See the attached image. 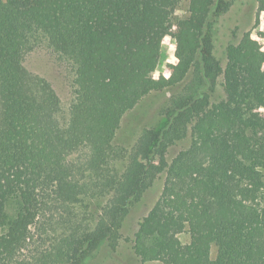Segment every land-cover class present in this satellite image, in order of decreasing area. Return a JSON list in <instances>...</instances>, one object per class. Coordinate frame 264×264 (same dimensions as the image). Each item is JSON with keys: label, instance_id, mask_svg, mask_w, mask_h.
<instances>
[{"label": "trees", "instance_id": "16d2710c", "mask_svg": "<svg viewBox=\"0 0 264 264\" xmlns=\"http://www.w3.org/2000/svg\"><path fill=\"white\" fill-rule=\"evenodd\" d=\"M182 1L0 0V264H80L115 233L128 199L137 201L146 181L150 184L160 172L165 173L161 194L132 239L141 262L264 264V118L257 113L264 108V52L248 33L226 48L217 102L209 104L206 90L198 93L208 79L206 61L195 67L183 85L191 81L190 93L170 99L169 122L145 154L147 162L126 171L125 179L131 176L135 188L125 190L122 176L102 190L110 198L91 232L76 235L79 228L69 225V232L63 229L64 236L52 240L35 262L22 254L48 206L81 205L95 195L72 177L51 141L52 99L26 91L23 57L41 41L56 43L73 82L67 126L53 132L64 138L61 148L84 144L102 167L123 114L149 93L184 80L193 65L214 0H189L188 16L174 25ZM166 36L176 41L178 66L170 78L155 79L158 48ZM39 112L43 128L37 123ZM155 136L151 132L147 142ZM187 137L189 145L168 163L167 148ZM12 200L17 203L14 217L7 211ZM184 231L187 244L178 238Z\"/></svg>", "mask_w": 264, "mask_h": 264}, {"label": "rangeland", "instance_id": "374dc122", "mask_svg": "<svg viewBox=\"0 0 264 264\" xmlns=\"http://www.w3.org/2000/svg\"><path fill=\"white\" fill-rule=\"evenodd\" d=\"M262 1L263 11L259 13V0H214L202 30V46L193 56L194 67L192 65L187 71L184 80L164 90L149 93L134 108L123 114L116 133L107 147L106 156L101 162L102 167H97L94 163L95 158L93 156L94 160L90 158L92 153L84 144H78L75 150L61 148L59 141H64V138L62 135L57 137L53 132L55 129H65L67 126L73 82L72 71L68 63L59 58L55 49L56 43L41 41V44L25 54L22 66L26 91L35 97L49 95L52 99L49 110L51 126L47 129L51 131V141L55 145L58 144L62 157L69 165L72 177L87 186L90 193L95 194H89L81 205L52 203L45 211H42L36 224V231L34 230L33 242L31 241L28 249L22 253L28 263L35 262L52 240L59 241V236H64L63 229L66 228L69 232L67 229L69 225H76L79 228L76 235L91 232L96 225L98 215H101V210L110 198L108 196L110 192L102 191L106 190L109 184L116 183L119 177L121 179L124 176L125 190L131 191L135 188L136 185L133 184L131 176L125 179L127 169H130L132 173L131 168L133 171V169L141 168L140 163L147 162L145 154H148L151 148L159 142L157 133L167 127L169 122L167 105L170 99L180 92L190 93L193 87L191 81L186 87L183 85L187 83L191 75H195V67L199 63L206 61L208 79L199 88L198 93L208 91L209 104H213L221 98V70L226 63L227 46L237 44L248 33L249 39L256 42L264 52V0ZM188 7L189 0H183L176 6L173 15L174 25L178 20L188 16ZM178 62L175 39L172 36L164 37L158 48L157 64L152 73L153 78L157 79L160 76L170 78ZM257 113L264 118V108L257 109ZM1 114L0 109V124ZM40 117L41 112L38 113L37 123L40 128H43ZM151 132L156 136L147 142ZM189 143L190 137H187L169 146L166 151V161L169 163ZM135 154H137L136 157H134ZM260 173L264 184V165L260 168ZM164 179V172L153 175L150 184L146 181L148 186L137 201L133 198L128 199L129 206L125 214L120 216L115 233L108 241L100 242L88 251L89 253L80 264H163L158 261L141 262L131 246L138 223L146 216L161 194ZM94 188H96L95 191H93ZM16 210V201H9L7 204L9 216L14 217ZM178 238L182 244L190 241L187 231L179 234ZM111 242L115 244L114 248L111 247ZM215 255L216 247L213 246L210 257L213 259Z\"/></svg>", "mask_w": 264, "mask_h": 264}]
</instances>
